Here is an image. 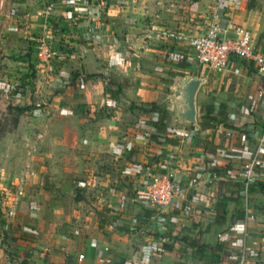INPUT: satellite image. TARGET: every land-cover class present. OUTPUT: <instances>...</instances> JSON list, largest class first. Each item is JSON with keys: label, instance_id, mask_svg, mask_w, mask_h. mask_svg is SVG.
I'll use <instances>...</instances> for the list:
<instances>
[{"label": "crops", "instance_id": "obj_1", "mask_svg": "<svg viewBox=\"0 0 264 264\" xmlns=\"http://www.w3.org/2000/svg\"><path fill=\"white\" fill-rule=\"evenodd\" d=\"M98 6L97 14L87 12ZM229 22L248 26L256 50L264 54V0H72L69 5L65 0H0V31L36 30L30 37L36 42L29 45L35 93L51 98V112L63 120L55 126L50 123L37 135L34 142L42 144L45 152L27 154L24 171L16 176L22 183L13 185V192L25 196L6 209L0 225V238L13 233L21 238L18 249H28L15 255L19 264L25 255L28 264H74L83 255L94 261L103 254L105 244L111 248L114 263L132 264L134 252L151 243L139 238L144 228L140 216L133 221L128 217L136 206L131 200L141 181L131 166L132 152L141 164L178 180L189 176L182 159L190 164L199 161L194 173L209 180L208 185H197V198L172 205L168 216L170 225L186 226L182 234L213 242L214 204L221 195L236 190L238 182L224 163L212 158L222 154L231 163L247 158L237 133L246 129L255 134L261 128L257 116L247 113L252 92L264 76L237 59L225 71L197 67L193 51L187 60L173 62L156 36L163 27L181 26L199 34L210 24ZM39 41L52 51L50 61L37 58ZM233 67L239 68L238 75L231 74ZM179 73L203 77L202 84L215 92V106L226 104L231 128L222 124L193 128L212 141L214 151L203 145L197 150L194 143L192 147L189 125L174 120L176 109L165 94L167 88L171 94ZM161 99L168 112L166 129L160 131L148 104ZM226 130H232V137L224 138ZM249 209L254 219L237 220L221 234L219 240L227 252L221 264H235L229 250L233 238L244 230L260 237L248 241L246 264H264V210ZM125 224L136 230L128 233ZM175 262L154 255L136 264Z\"/></svg>", "mask_w": 264, "mask_h": 264}, {"label": "built area", "instance_id": "obj_2", "mask_svg": "<svg viewBox=\"0 0 264 264\" xmlns=\"http://www.w3.org/2000/svg\"><path fill=\"white\" fill-rule=\"evenodd\" d=\"M65 3L72 4V0H65ZM100 10L101 8L98 6L95 9L88 8L87 12L97 14ZM156 37L161 46L165 48L166 58L173 62L187 60L188 52L193 51V59L197 67L225 71L228 69L230 61L237 59L252 66L257 74L264 76V54L256 50L251 29L241 23L229 22V25L226 26L217 23L210 24L203 33L199 34L191 33L181 26H169L158 30ZM36 54L37 58L43 62L50 61L52 58V51L44 41H39ZM230 72L233 75H238L239 68L233 67ZM249 108L260 120L261 128L255 134L247 130L237 133V139L246 150L247 158L238 163L229 162L222 154H214L212 158L216 163H224V166L229 169L231 177L243 186L242 194L245 198L249 185L264 181V81L261 80L255 86L250 97ZM151 117L153 118L152 113ZM174 128L175 131L178 130V127L174 126ZM232 134V130H226V137H232ZM250 141L253 144V149L250 147L248 150ZM36 151L45 152V149L40 145ZM130 162L141 177L140 187L132 198L131 204L139 205L146 210L168 212L172 205L180 202L189 204L197 198V185H208L209 183V180L200 178L198 173H194L199 168V161L190 164L187 160L182 159L189 174L184 180L173 178L170 173L156 170L150 165L141 164L133 152ZM21 194L23 197L25 196L24 193L21 192ZM151 217L154 218V216ZM243 219H254V215L247 207ZM218 237L220 239L221 235ZM259 238V236H252L246 230L241 236L233 238V246L229 252L236 258L235 264L247 263L248 241ZM20 242V236L13 233L5 234L0 238V264H19L17 256L6 252L5 247H9L8 244L10 246L15 243L18 245ZM7 250L9 251V249ZM101 251L103 254L97 256L94 261H87L83 255L77 258L74 264H116L109 245H103ZM158 252L162 255L173 254L178 258L180 256L176 250L157 248L153 243H148L134 252L131 263L136 264L139 260L150 259Z\"/></svg>", "mask_w": 264, "mask_h": 264}, {"label": "rangeland", "instance_id": "obj_3", "mask_svg": "<svg viewBox=\"0 0 264 264\" xmlns=\"http://www.w3.org/2000/svg\"><path fill=\"white\" fill-rule=\"evenodd\" d=\"M35 31L33 33H31V31L30 33L24 32V30L15 33L0 31V225L5 222L4 214L6 209L10 206L19 204L20 200L18 197L23 196L21 193L13 192L15 190L13 185L16 186L17 183H22V178L16 176L23 173L27 154L30 150L32 152L42 153L41 151H36V148L42 145L34 142L35 139L38 138L37 135L40 131L45 132L50 123H53L55 126L56 122H63L62 117L56 118L57 115L51 112V98L41 96L40 93H35L37 89V82L35 80L36 75L29 61L31 53L29 45L32 44V42H36L34 38L30 39V37L35 34ZM44 85L47 87L49 86V88L52 86L48 81H44ZM205 91L208 92L206 93ZM199 92H201L206 99L211 100V98H213V102L216 101L215 95L213 94L215 93L214 90H208L205 84L200 86L197 95ZM166 95H171L169 88L166 89L165 96ZM197 95L196 106L197 109H199V104L202 100L199 96L197 97ZM165 96L163 98H165ZM158 102H162V99ZM18 108H23L24 110L19 112ZM251 114L252 112L249 111L247 116ZM189 128V134L194 138V140L192 138V140L190 139L192 147H194V143V145H197V150L203 145L205 150L214 151V146L210 139H203L201 135L196 133V131L194 132L190 126ZM52 129L53 132L54 128ZM51 133L48 130L47 135ZM224 138H226L225 135ZM250 147H253L251 141L248 150H250ZM182 208L183 207L179 209ZM132 209L133 210L128 213L130 221H133L136 216H140L141 221L139 224H142L144 227L141 230L139 238L143 237L142 241L144 242L150 240L157 248H163L164 243L171 244V239H163L161 236L165 235L172 237L174 231L176 233L178 232V234H182V231L186 227L170 225L169 212L151 209L148 211L152 213L150 215L154 216V218H150V215L146 213L148 212L146 209H142L137 205ZM135 222L138 221L135 220ZM124 226H126L127 229L125 230L128 231V233L129 231L136 230V228L132 229L128 224ZM133 226H135V224H133ZM139 228H141V226H139ZM129 238L133 239L130 235ZM8 246L7 248L5 247V251L13 255H16L18 252L23 253L28 251L26 247L22 250L18 249L16 243L12 244V246L8 244ZM175 248L178 249V247L175 246L174 250H176ZM7 249H9V251ZM155 255H159L161 260L168 263L172 259L178 260V257L173 254L162 255L158 252V254ZM121 260L124 262L126 258L121 257Z\"/></svg>", "mask_w": 264, "mask_h": 264}, {"label": "trees", "instance_id": "obj_4", "mask_svg": "<svg viewBox=\"0 0 264 264\" xmlns=\"http://www.w3.org/2000/svg\"><path fill=\"white\" fill-rule=\"evenodd\" d=\"M178 74V73H177ZM179 75H183L179 73ZM115 85L113 82H108ZM116 86V85H115ZM117 87V86H116ZM202 100L197 110V123L199 130L213 128L218 124H222L226 128H231L228 124V112L225 103L220 102L216 107L213 98L211 100L199 92L197 97ZM22 112L23 108H18ZM148 111L153 114L154 126L158 130L166 129L167 108L162 102H151L148 104ZM193 129V126H191ZM155 138L156 135H153ZM169 141L176 142L174 139ZM237 189L229 194L221 195L215 202L213 211L214 222L212 225L215 232L214 240H200L196 236L186 234H178L171 236H161L171 239V244L164 243L167 250H176L180 256L175 264H221L222 256L227 252L224 250L223 243L219 240L218 235L225 233L237 220L245 217L246 207H253L257 210H264V181L254 183L248 186L246 198L242 194L243 186L238 182L235 183ZM210 227V225H208ZM28 255H25L20 264H28Z\"/></svg>", "mask_w": 264, "mask_h": 264}, {"label": "water", "instance_id": "obj_5", "mask_svg": "<svg viewBox=\"0 0 264 264\" xmlns=\"http://www.w3.org/2000/svg\"><path fill=\"white\" fill-rule=\"evenodd\" d=\"M204 81L203 77L191 74L178 75L174 78L169 97V101L176 109L177 120L192 125L196 131L199 130L196 94Z\"/></svg>", "mask_w": 264, "mask_h": 264}]
</instances>
